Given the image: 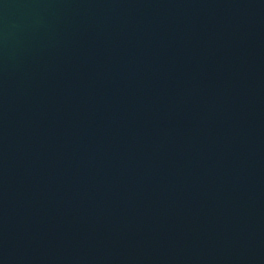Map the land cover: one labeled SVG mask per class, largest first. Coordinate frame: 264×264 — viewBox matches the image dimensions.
I'll list each match as a JSON object with an SVG mask.
<instances>
[{
	"label": "water",
	"instance_id": "1",
	"mask_svg": "<svg viewBox=\"0 0 264 264\" xmlns=\"http://www.w3.org/2000/svg\"><path fill=\"white\" fill-rule=\"evenodd\" d=\"M0 264H264V0H0Z\"/></svg>",
	"mask_w": 264,
	"mask_h": 264
}]
</instances>
